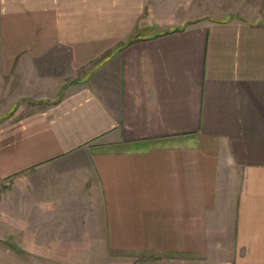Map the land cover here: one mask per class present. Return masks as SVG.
<instances>
[{"label":"crops","instance_id":"crops-1","mask_svg":"<svg viewBox=\"0 0 264 264\" xmlns=\"http://www.w3.org/2000/svg\"><path fill=\"white\" fill-rule=\"evenodd\" d=\"M11 1L55 88L0 126V264H264V20Z\"/></svg>","mask_w":264,"mask_h":264},{"label":"rangeland","instance_id":"rangeland-1","mask_svg":"<svg viewBox=\"0 0 264 264\" xmlns=\"http://www.w3.org/2000/svg\"><path fill=\"white\" fill-rule=\"evenodd\" d=\"M17 2V0H14ZM11 0H0V51L6 46L3 41L4 26L2 20L7 3ZM165 12L181 15L185 18H200L206 22L223 21L238 18L246 21L264 20V0H160ZM190 19V20H191ZM189 20V21H190ZM1 54V52H0ZM2 55V54H1ZM54 55L36 60L35 65L16 62L10 70V61L0 56V126L23 115L29 110L41 106L38 100L46 93L53 97V82L45 80L52 75L55 67ZM51 64V69H49ZM35 67V69H33ZM35 105H34V104Z\"/></svg>","mask_w":264,"mask_h":264}]
</instances>
